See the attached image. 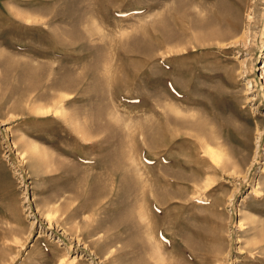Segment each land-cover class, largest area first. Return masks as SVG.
I'll return each instance as SVG.
<instances>
[{
  "label": "rangeland",
  "instance_id": "374dc122",
  "mask_svg": "<svg viewBox=\"0 0 264 264\" xmlns=\"http://www.w3.org/2000/svg\"><path fill=\"white\" fill-rule=\"evenodd\" d=\"M0 264H264V0H0Z\"/></svg>",
  "mask_w": 264,
  "mask_h": 264
},
{
  "label": "bare ground",
  "instance_id": "6f19581e",
  "mask_svg": "<svg viewBox=\"0 0 264 264\" xmlns=\"http://www.w3.org/2000/svg\"><path fill=\"white\" fill-rule=\"evenodd\" d=\"M106 167V166H105ZM107 168V167H106ZM89 188V187H88ZM160 199V198H159ZM143 201V200H142Z\"/></svg>",
  "mask_w": 264,
  "mask_h": 264
}]
</instances>
